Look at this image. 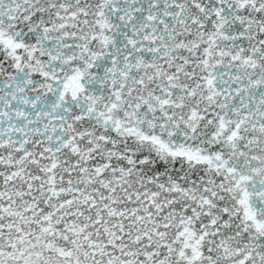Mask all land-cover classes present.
I'll return each instance as SVG.
<instances>
[{
    "label": "snow or ice",
    "instance_id": "1",
    "mask_svg": "<svg viewBox=\"0 0 264 264\" xmlns=\"http://www.w3.org/2000/svg\"><path fill=\"white\" fill-rule=\"evenodd\" d=\"M0 264H264V0H0Z\"/></svg>",
    "mask_w": 264,
    "mask_h": 264
}]
</instances>
